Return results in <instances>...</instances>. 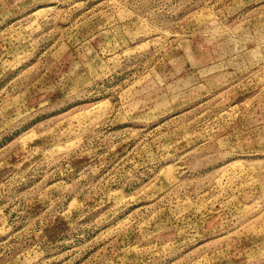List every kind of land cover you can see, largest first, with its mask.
Instances as JSON below:
<instances>
[{"label":"rangeland","instance_id":"374dc122","mask_svg":"<svg viewBox=\"0 0 264 264\" xmlns=\"http://www.w3.org/2000/svg\"><path fill=\"white\" fill-rule=\"evenodd\" d=\"M0 264H264V0H0Z\"/></svg>","mask_w":264,"mask_h":264}]
</instances>
